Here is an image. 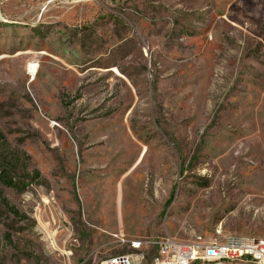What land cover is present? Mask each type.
<instances>
[{
    "label": "rangeland",
    "instance_id": "374dc122",
    "mask_svg": "<svg viewBox=\"0 0 264 264\" xmlns=\"http://www.w3.org/2000/svg\"><path fill=\"white\" fill-rule=\"evenodd\" d=\"M0 145V264L264 239V0H0Z\"/></svg>",
    "mask_w": 264,
    "mask_h": 264
},
{
    "label": "built area",
    "instance_id": "2783aa9c",
    "mask_svg": "<svg viewBox=\"0 0 264 264\" xmlns=\"http://www.w3.org/2000/svg\"><path fill=\"white\" fill-rule=\"evenodd\" d=\"M129 252L110 256L100 264H220L246 261L264 264V239L230 235L223 240L174 243L170 238L126 240Z\"/></svg>",
    "mask_w": 264,
    "mask_h": 264
},
{
    "label": "trees",
    "instance_id": "16d2710c",
    "mask_svg": "<svg viewBox=\"0 0 264 264\" xmlns=\"http://www.w3.org/2000/svg\"><path fill=\"white\" fill-rule=\"evenodd\" d=\"M0 150H1V145H0ZM4 160H6L4 158V156L0 155V183L6 185L8 187H11V188H18V184L15 183V181L13 180V178L10 175L9 169H11V166H10L11 162L10 163H8V162L4 163ZM38 175H39L38 171L35 170L33 172V176L37 177ZM3 202L6 206H8V203L6 201H3ZM8 208L13 214H18V212L16 211V209L13 206H9Z\"/></svg>",
    "mask_w": 264,
    "mask_h": 264
},
{
    "label": "bare ground",
    "instance_id": "6f19581e",
    "mask_svg": "<svg viewBox=\"0 0 264 264\" xmlns=\"http://www.w3.org/2000/svg\"><path fill=\"white\" fill-rule=\"evenodd\" d=\"M174 243H181V242H176V241H174Z\"/></svg>",
    "mask_w": 264,
    "mask_h": 264
}]
</instances>
